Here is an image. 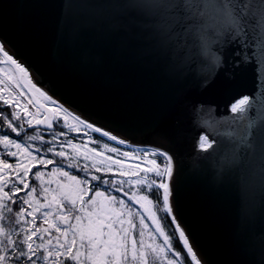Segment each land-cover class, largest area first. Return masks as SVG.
Listing matches in <instances>:
<instances>
[{"label":"water","instance_id":"water-1","mask_svg":"<svg viewBox=\"0 0 264 264\" xmlns=\"http://www.w3.org/2000/svg\"><path fill=\"white\" fill-rule=\"evenodd\" d=\"M144 2L0 0V42L74 114L172 156L173 211L205 264H264V174L258 159L225 162L231 104L248 96L244 122L264 120V47L165 43L133 7Z\"/></svg>","mask_w":264,"mask_h":264},{"label":"snow or ice","instance_id":"snow-or-ice-1","mask_svg":"<svg viewBox=\"0 0 264 264\" xmlns=\"http://www.w3.org/2000/svg\"><path fill=\"white\" fill-rule=\"evenodd\" d=\"M133 7L148 18V26L165 43L181 46V41L185 44L191 41L193 46L200 47L219 44L221 52L232 44L247 47L256 43L258 47H264V0H146ZM220 59L222 56L214 55L213 63ZM5 76L19 96L24 95L19 91L21 85L35 94L28 97V103L40 98L53 106L45 108L44 103H40L35 115H30L27 107H22L29 127L35 123L52 129L53 120L59 117L68 131H79V126H83V129H90L116 144H127L126 140L58 103L34 82L30 69L10 53L7 42H0V100L11 107V101L17 97L11 92H8V99L2 95ZM252 106L248 96L237 99L230 106L233 123L238 127L229 133L234 146L225 162L232 167H245L258 159L260 171L264 174V120L244 122ZM41 109H44L43 113ZM3 119L10 132L0 134V147L4 149L0 152V222L5 220V213L14 219L7 230L0 223V264H65V261L69 264H205L173 211L170 184L174 172L173 158L166 151L150 148L122 153L129 160L142 159L143 167L140 164L125 166L120 159L103 155L96 149L81 152L71 139L67 140V145L74 155L52 147L42 154L41 148L33 150L32 144L28 143L40 140V136L25 134L24 143L10 138L11 133L21 136L23 123L17 126L11 122L21 119L19 112L13 111L11 120L7 116ZM65 134L53 132V140ZM53 140L47 143L51 145ZM89 141L100 143L91 138ZM216 144L217 141L209 140L207 135L199 137L201 151L214 150ZM127 146L132 148L131 144ZM104 147L109 153L119 152L118 148ZM47 153L60 157L66 162L65 166L57 165L53 158H46ZM81 158L85 162L91 161V171L87 163L79 164ZM157 158H163V165L157 162ZM49 165L56 166L47 175L57 179H45L46 173L38 167ZM74 167L84 175L81 177L65 170ZM93 173H111V176L104 179L103 175ZM30 174L36 183L29 182ZM124 177L136 179L125 180ZM125 183L129 185L128 192L123 190ZM52 184L55 188L51 187ZM109 188L122 192L143 212H135L125 200L110 194ZM153 189L155 201L148 194ZM161 192L165 216L171 217L174 232L178 233L183 245L182 252L186 254L183 259L181 252L173 250L171 237L165 233L153 211V207L161 203ZM145 214L153 221L155 233L163 239L162 244L156 243L155 233L151 242H145V232L148 231ZM136 216L140 225L139 241L133 235Z\"/></svg>","mask_w":264,"mask_h":264},{"label":"trees","instance_id":"trees-1","mask_svg":"<svg viewBox=\"0 0 264 264\" xmlns=\"http://www.w3.org/2000/svg\"><path fill=\"white\" fill-rule=\"evenodd\" d=\"M5 116H7L11 120V112H10L9 108L7 106H4V105L0 104V134H4L6 132H10V130H8L6 128V125L4 124V119L3 118ZM11 122L14 125H17V126L19 124H21V121L20 120H11ZM53 132H65L66 134L65 135H62V136H59V137H56L55 140H53V135H52ZM83 132H87V133L93 134L92 140H98L100 143L99 144L92 143V142L89 141V139H88V141H82V140H80V136H82L81 134H78L75 131H68L67 129L64 128L63 123L60 122V121H56L53 124V128L52 129H48V128H45V129H35V128L27 129L23 125V129H21V136L17 137L14 133H11L10 134V138L17 139L18 142L24 143L25 142V139H26V135L25 134H27V135H37V136H40L41 139L40 140H37V143H34V145L40 144V146L43 149H45V150L49 146V144L46 143V142H48L50 140H53V143L52 144H55V142H57V140L59 138L60 139L62 138V141H67V140L71 139L73 142H80V141H82L83 143H89L94 148H102V147H104V145H107V146H112L114 148H118L119 149V152H125V151H141L139 149H129L128 147H124L122 145H119V144H116V143H114L112 141H109V140H107L106 137H101L98 133H94L90 129H83ZM0 149H1V151H4V149L2 147H0ZM48 158L55 159L56 160V164H58V162H59V158L58 157H52V154L51 153H49ZM157 162L160 163L161 165H163V158H157ZM80 165H82V164H80ZM65 170L71 172L72 174L81 176V177L84 175L83 171L77 172L75 167L72 168V169H69V170H67V169H65ZM101 175H103V174H100L99 173V176H101ZM103 178H106V176L103 175ZM29 182L30 183H33V184L36 183L32 179L31 174H30V177H29ZM93 183H95V182H93ZM123 187H124L123 188L124 192H128L129 191V185L127 183H125ZM133 190L139 191V189H133ZM110 194H113V195L114 194H118L117 196H123V198L125 200H127V197H125L121 193L114 192V193H110ZM148 194H149V197L155 201V199H156L155 189H153ZM127 202H130V201L127 200ZM13 207L15 208V206H13ZM155 212H156L157 216L159 217L158 220H160V223H161L163 229L165 230V233L168 236L171 237V243H172L173 250L174 251L181 252L182 253L181 258L183 259L184 256L186 255L185 253L182 252L183 245L179 241L178 233H175L174 232V226L171 224L170 217H166L165 216V213L163 211V206H162V192H161V203L157 207H155ZM13 219H14V217H12L11 214L5 213V220L3 222H0V223H3L5 229L7 230V228L9 227V224L11 223V221ZM65 264H68V263L66 262ZM185 264H186V262H185Z\"/></svg>","mask_w":264,"mask_h":264},{"label":"rangeland","instance_id":"rangeland-1","mask_svg":"<svg viewBox=\"0 0 264 264\" xmlns=\"http://www.w3.org/2000/svg\"><path fill=\"white\" fill-rule=\"evenodd\" d=\"M4 79H5V86L6 87H9L10 86V84L11 83H9L8 82V79H7V77L5 76L4 77ZM12 85V84H11ZM23 89H24V87H23V85H21L20 86V89H19V91H23ZM7 89H5V91H6ZM25 90V89H24ZM23 93H24V91H23ZM24 95L26 96H22V97H24V101H25V103H28V94H26V90H25V93H24ZM4 98H5V96H4ZM33 104V103H32ZM48 105V104H47ZM48 106H50V105H48ZM31 107V106H30ZM53 106H50V108H52ZM31 115H35L36 114V112H37V108L35 109L34 107H31ZM62 115V114H61ZM59 117H57V119L56 120H53V124L56 122V121H59V119H58ZM21 121V123H23V121L22 120H20ZM62 123H63V120L61 121ZM24 123H25V121H24ZM24 123H23V125H24ZM69 123H72V121L70 120V118H69ZM25 124H27V123H25ZM35 124V123H34ZM28 125V124H27ZM46 128V127H45ZM79 131H75L76 133H78V134H81L82 136H80V140H82V141H88V139L89 138H91L92 139V137H93V135H91V134H88L87 132H83V126H79ZM88 137V138H87ZM26 140V139H25ZM82 141H80V142H73L74 144H76L79 148H80V150H81V152H83V151H86L87 149H89V148H91V149H96L97 151H100V152H102L103 153V155H108V156H111L113 159H120L121 161H122V164L123 165H125V166H130V165H133V164H140V166L141 167H143L144 166V161L142 160V159H140V158H137V159H133V160H129L128 158H125V157H123L122 156V153L123 152H116V153H109V152H107L106 151V149H105V147H102V148H94L93 146H91V144H89V143H83ZM28 143H31L32 144V147H33V149L34 148H37V147H39V148H41V153L43 154V153H45L46 152V150L45 149H43L41 146H40V144H37V145H34V143H37V140L36 141H28ZM42 143V142H41ZM47 143V142H46ZM48 147H52V148H54L56 151H59V150H61V149H63L66 153H69L70 155H74V153L72 152V150L69 148V146L67 145V141H62V138L60 139H58L57 140V142H55V144H51V145H49ZM108 147H112V146H108ZM1 152V151H0ZM48 156H49V153H47V156H46V158H48ZM59 158V162H58V164L57 165H59V166H61V167H64L65 166V164H66V162H62L61 161V158L60 157H58ZM85 163H87L88 165H89V169H90V171H91V161L89 160V161H87V162H85L82 158L79 160V164H82V165H84ZM54 166H56V165H49V166H47V167H44V166H38L42 171H44L45 173H46V176H45V179H57L58 177H55V176H48L47 175V173H49L50 172V170H51V168L52 167H54ZM114 168H115V166H113ZM65 169H67V170H69L68 168H65ZM72 169V168H71ZM36 171V169H34L33 170V172H35ZM93 174H96V173H93ZM97 175V174H96ZM141 175H143V173H141ZM99 176V175H98ZM106 176V178H104V179H108L110 176H111V173H109V174H107V175H105ZM124 179L125 180H128V179H133V180H135L136 179V177H124ZM51 187H53V188H55V184H52L51 185ZM124 188V187H123ZM134 191H136V190H134ZM109 192L110 193H114L115 191L112 189V188H109ZM38 193H39V187H38ZM118 193H121V194H123L122 192H118ZM113 195V194H112ZM114 195H118V194H114ZM125 196V195H124ZM120 199H123V200H125L124 198H123V196H118ZM125 197H127V196H125ZM125 202H126V204L129 206V207H131L132 209H134V211L135 212H143V209L142 208H140L139 207V205H135V204H132L131 202H127V200H125ZM153 211L155 212V207H153ZM157 215V214H156ZM157 218L159 219V217L157 216ZM30 219V218H29ZM144 221H145V224L146 225H148V231H146L145 232V236H144V240H145V242L146 243H148V242H151V237H152V235L155 233V226H154V223H153V221L152 220H150L148 217H147V215L145 214L144 215ZM160 221V220H159ZM134 222H135V224H136V229H135V231H134V233H133V235L135 236V238L137 239V241H139V239H140V237H139V231H140V225H139V217L138 216H136L135 218H134ZM127 225H125V227H126ZM17 227H19V226H17ZM155 235H156V237H157V240H156V243H160V244H162L163 243V239L161 238V237H159V234L158 233H155ZM67 261H65V263H66ZM68 264H69V262H67ZM157 264H160V262H157Z\"/></svg>","mask_w":264,"mask_h":264},{"label":"bare ground","instance_id":"bare-ground-1","mask_svg":"<svg viewBox=\"0 0 264 264\" xmlns=\"http://www.w3.org/2000/svg\"><path fill=\"white\" fill-rule=\"evenodd\" d=\"M27 89V88H26ZM28 91H29V93L32 95V96H35V94L34 93H32L29 89H27ZM37 102H39V103H44V104H48V105H51V104H49L48 102H45V101H43L42 99H40V98H36L35 99Z\"/></svg>","mask_w":264,"mask_h":264}]
</instances>
